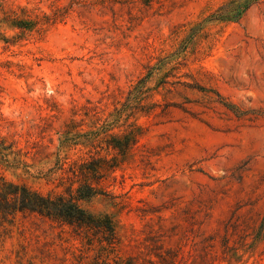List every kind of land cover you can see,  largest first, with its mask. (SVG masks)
<instances>
[{
	"label": "rangeland",
	"instance_id": "374dc122",
	"mask_svg": "<svg viewBox=\"0 0 264 264\" xmlns=\"http://www.w3.org/2000/svg\"><path fill=\"white\" fill-rule=\"evenodd\" d=\"M224 1L0 0V182L65 193L76 164L103 158L89 182L111 196L84 206L119 213L114 244L0 216V264H264V2L210 20ZM136 126L124 158L112 145ZM235 214L255 223L226 251ZM199 228L218 233L207 263L203 236L196 251L182 239Z\"/></svg>",
	"mask_w": 264,
	"mask_h": 264
},
{
	"label": "trees",
	"instance_id": "16d2710c",
	"mask_svg": "<svg viewBox=\"0 0 264 264\" xmlns=\"http://www.w3.org/2000/svg\"><path fill=\"white\" fill-rule=\"evenodd\" d=\"M264 0H225L224 3L210 16V20L213 21H238L240 20L246 12L254 5L260 4ZM200 30L199 28H197ZM192 34L196 31L192 29ZM176 33V35H178ZM181 63H179L180 65ZM184 84L189 87L187 83ZM191 88V86H190ZM193 88V87H192ZM218 97V102L222 106L228 108L233 112L238 118H244L247 114L240 111L232 105L225 102L224 98L220 94L215 93ZM181 108V107H180ZM182 110H185L181 108ZM142 133V129L138 126L134 127L124 139L125 144H121V138H115L118 143L113 144V148L121 154L124 158L129 157L130 150L134 145L138 143L139 136ZM108 163L103 158L93 159L91 162H83L76 164V167L72 169L73 179H76L79 185L75 188L73 185L68 187L65 193L59 194H48L44 195L36 190H33L26 185H15L13 183H8L6 181L0 182V216L2 219L8 220L9 216L15 215L17 212H29L31 214H36L43 218H47L52 221L59 222L61 224H66L74 229L85 230L88 234L99 235L110 244H114L117 237V229L119 226L118 216L119 213L110 212H97L84 206V203H93L99 197H109L110 193L106 192L102 187L96 186L89 182L93 179L97 184L100 183V179L104 176L101 174V170L104 168L101 163ZM117 161L114 165H110L111 170L117 167ZM176 205H171L170 207H164L161 210H168L171 208H176ZM178 215L182 216L187 214L186 211H190L193 214L200 213L198 209H193L191 206L186 210L177 208ZM159 219L163 220L160 216ZM255 223V219H244L239 215H233V217L225 223L224 226V236L223 243L224 250L229 251V241L233 235L237 233H245L246 229H250ZM182 227L181 224L175 226L176 233L167 235L168 240H173L178 236V231ZM183 229V228H181ZM194 229V228H193ZM191 231V235L183 233L185 242L190 241L194 251L198 248L199 242L197 238L203 236L201 244L203 245L201 250L203 251V258L208 262V255L210 250L214 247L215 238L218 233L211 235H205L200 231ZM233 232V233H232ZM164 237V236H163ZM177 250L175 257L179 256L182 249L180 243L176 241ZM168 253V252H167ZM163 257V255H161ZM165 259V257H164Z\"/></svg>",
	"mask_w": 264,
	"mask_h": 264
}]
</instances>
